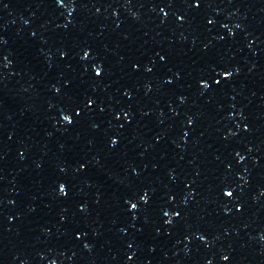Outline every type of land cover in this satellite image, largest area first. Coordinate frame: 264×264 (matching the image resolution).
<instances>
[{"label": "water", "instance_id": "95a60500", "mask_svg": "<svg viewBox=\"0 0 264 264\" xmlns=\"http://www.w3.org/2000/svg\"><path fill=\"white\" fill-rule=\"evenodd\" d=\"M0 264H264V0H0Z\"/></svg>", "mask_w": 264, "mask_h": 264}]
</instances>
